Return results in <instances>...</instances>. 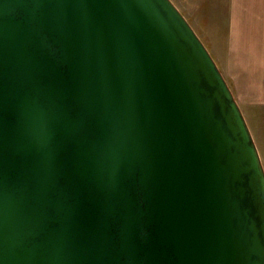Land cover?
Returning a JSON list of instances; mask_svg holds the SVG:
<instances>
[{
	"label": "water",
	"instance_id": "95a60500",
	"mask_svg": "<svg viewBox=\"0 0 264 264\" xmlns=\"http://www.w3.org/2000/svg\"><path fill=\"white\" fill-rule=\"evenodd\" d=\"M0 264H264V169L171 0H0Z\"/></svg>",
	"mask_w": 264,
	"mask_h": 264
},
{
	"label": "rangeland",
	"instance_id": "374dc122",
	"mask_svg": "<svg viewBox=\"0 0 264 264\" xmlns=\"http://www.w3.org/2000/svg\"><path fill=\"white\" fill-rule=\"evenodd\" d=\"M171 1L201 39L234 92L264 168V104L254 102L258 97L257 83L264 76V0ZM253 71L260 72L257 81L249 80ZM252 84L253 90L249 88Z\"/></svg>",
	"mask_w": 264,
	"mask_h": 264
},
{
	"label": "crops",
	"instance_id": "0c3cea01",
	"mask_svg": "<svg viewBox=\"0 0 264 264\" xmlns=\"http://www.w3.org/2000/svg\"><path fill=\"white\" fill-rule=\"evenodd\" d=\"M227 20V19H226ZM228 21V20H227ZM228 26L225 22H224V28H225V30H227L228 28L226 27V26ZM260 69H262V68H260ZM252 76L250 77V81L253 79H256L255 81H257V77L259 76V74H260V72H258V71H256V72H252ZM246 76V75H245ZM260 82H261V84H260ZM261 86V87H260ZM249 88L251 89V90H253V84L252 85H250L249 86ZM256 90V92H255V96L257 97H259V95H261V98H256V99H258V100H260V101H262V102H260V101H257L256 99H254V102H258V103H261V104H264V76L263 77H261L260 79H259V81H258V83H257V88L255 89ZM231 92H232V94H233V96H234V98H235V100L237 101V103H238V105H239V107H240V109H241V111H242V113H243V115H244V110L241 108V106H240V104H239V101L237 100V98L235 97V94H234V92L231 90ZM244 117H246V116H244ZM246 119V118H245Z\"/></svg>",
	"mask_w": 264,
	"mask_h": 264
}]
</instances>
